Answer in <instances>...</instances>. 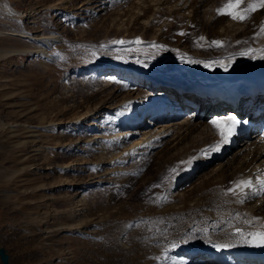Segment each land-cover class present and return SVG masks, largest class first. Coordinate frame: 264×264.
Here are the masks:
<instances>
[{
    "label": "rangeland",
    "instance_id": "374dc122",
    "mask_svg": "<svg viewBox=\"0 0 264 264\" xmlns=\"http://www.w3.org/2000/svg\"><path fill=\"white\" fill-rule=\"evenodd\" d=\"M158 1L104 0L96 8L85 0H0L1 29L16 27L36 36L57 35L51 53L64 46V53L54 54L49 65L32 53L17 51L0 56V245L7 249L10 264H200V256L206 255L208 248H215L216 241L229 245L222 248L232 247L227 237L235 232L236 213L254 208L257 214L253 223L263 222L264 198L257 199L256 193L246 188L239 190L235 180L232 185L215 177L212 168L219 159L214 153H221L212 148L221 141L215 126L216 142L208 143L202 157L210 165L197 167L190 158L197 146L186 158L157 164V149L172 137L163 132L159 134L162 142L155 141L152 148L144 143L131 156L120 150L115 142L119 130L116 111L103 109V115L94 116L89 125L83 121L87 106L108 95L103 85L106 81H113L109 91L120 89L125 94L134 69L155 73L171 60L214 56L227 52V46L237 45L238 49L249 45L254 35L264 34L260 32L264 18L256 22L257 10L244 21L218 15L217 9L229 0H214L213 4L211 0ZM253 2L241 0L240 10ZM198 3L201 8L194 15ZM220 20L223 25L235 22L241 27L232 26L225 32L218 24ZM213 41H220L221 46ZM25 42V38H0L4 46L18 48ZM113 61L117 65L109 67L114 71H104V64ZM211 108L206 116L210 122L228 115ZM189 116V111L183 110L178 118L180 121ZM258 120L250 138L236 139L235 145L225 148L224 154L230 153L228 159L239 160L250 142L255 146L264 142V117ZM162 121L153 129L160 130ZM240 148L243 151L238 154ZM100 153L103 163L91 166ZM108 155H114L116 161ZM263 157L255 163L261 165ZM57 165L60 169L54 168ZM59 176L72 182L58 186ZM211 188L215 190L207 201L213 207L202 214L194 210L192 216L182 210L167 214L176 202ZM76 191L78 211L89 218L71 225L69 212ZM226 194L239 198L238 202L228 199L236 205L234 212L216 205L217 199ZM130 203L135 204L133 209H127ZM113 206L116 208L110 209ZM210 210L215 216L206 213ZM121 232L132 237L128 243L132 252L119 245ZM121 250L125 252L123 259ZM192 250L198 257L189 256Z\"/></svg>",
    "mask_w": 264,
    "mask_h": 264
},
{
    "label": "bare ground",
    "instance_id": "6f19581e",
    "mask_svg": "<svg viewBox=\"0 0 264 264\" xmlns=\"http://www.w3.org/2000/svg\"><path fill=\"white\" fill-rule=\"evenodd\" d=\"M164 1L165 0H159L157 3L162 4ZM102 2H104V0H85L84 3L90 5L94 4L97 8ZM211 3L213 4L214 0H211ZM199 6L200 5L198 3V5L194 7L196 10L194 11V15L197 14L198 9L201 8V6ZM14 13L17 16L20 15V12L17 10H14ZM262 18H264V8H259L255 14L256 22ZM218 24L223 25V20H220ZM235 24L236 23L234 22V24L223 25V30L227 32L230 28L234 27L235 29H238L241 27V25ZM15 28L16 27L12 29H5V27L3 29L0 28V38L9 36L10 38H18L22 40L25 38L26 42L28 41L29 44H26L25 42L24 45L18 48L15 47L16 45L4 46L2 44L0 45V56L17 51L28 54L32 53L42 57L43 64L49 65L48 61L51 60V57H54V54L60 56L64 53V46L61 45L56 47L52 53L50 51V49H52L57 42L59 36H36L29 30H17ZM247 33H249V31L245 32L243 35H246ZM254 36V40L249 45H241L242 47L239 46L240 48L238 49L237 45H226V48H229L227 52H218L217 55L209 57L204 56L205 58L203 56L195 55L192 59L179 58L176 61L171 60L162 64L160 68L155 71V73L146 70L140 72L134 69L130 73L129 79L127 80L129 89L124 91L125 94H123L120 89L109 91L113 81L110 82L109 80L110 83L106 81V84L103 85L104 91H106L108 95H106L105 99L95 103L93 106H87V111L83 117V121L89 125L90 122L93 121L94 116L97 114L103 115L105 111H103V109H106L107 112L116 111L115 113H117V124L119 126V130L117 129L118 134L115 138V142L119 147L121 146V148H119L120 150H124L126 153L128 152L127 154H130L131 156V154L135 153V151L138 150L140 148L139 146L142 144L143 147L146 144L147 147L152 148L156 145L154 143L155 141L160 143L162 142L159 134L163 132L164 135L170 134L169 136L172 137L170 140L165 139L168 140V144L167 142L165 144L163 142L165 146L162 147V149H157L156 156L158 158V165L165 164L167 161L172 159L186 158L197 146V151H194L196 152L194 153L195 155L190 157L192 158L191 162H193V165H195L194 162H196L197 167H206L209 164V161L204 160V158L202 159V157L205 156L204 154L205 150L208 149V143L212 142L213 144V140L215 139L216 142L217 139L214 134L215 129L213 124L208 121L209 118H206L209 113L207 110L213 107L216 110L215 113L218 111H220L219 114L222 112V114L227 113L228 115L218 116L216 119L224 121L225 123L228 122V117L235 116L239 121H241V123L237 125L235 132L232 135L233 138L225 140L221 136V141L219 143H215L212 147L213 149L218 148V151L221 152L218 155L215 151L214 154L219 161L216 164L217 166L213 167L212 170L215 171V177L221 178L223 183L229 181L232 184V181L235 180L233 183L235 184V182H237V184L240 185L241 182H249L248 187H238L239 190H243L244 188L249 189V191L256 193L254 195L257 196V199H262L264 198V160L261 165H257L255 160L260 159L264 155V142L261 141L262 144H258V146H255L253 142H250V149L248 148L249 150H245V147L244 150L246 152L244 156L240 157L237 161L228 159L230 153L224 154L226 147L237 143L236 139L239 141L240 139L244 140L245 138H250L251 132H254L258 126V119L264 117V59L259 58L261 56V52L259 50L264 49V34ZM248 49H253L255 51L244 55L243 53H246ZM196 64L198 67L194 66ZM104 65V71H107V69H109V71H114V67L117 65V62H108ZM112 65L114 66L113 68L109 67ZM225 66L227 67V70H225ZM116 68L120 70L122 67L118 65ZM125 69L126 68H123L122 71H125ZM109 71L106 73H109ZM191 78L201 81L206 89L195 94L180 88V91L176 89L181 87L178 83H182L184 80L188 81ZM220 88H224L234 102H231V100L228 102L225 101V97H222L223 99L220 100ZM183 110L189 111L190 116L189 118L179 121L178 117ZM210 110H212V108ZM90 111H93L91 115L88 114ZM201 111L203 114L202 117L199 116ZM107 112L105 113L107 114ZM246 112H248V114H245ZM88 115L90 116V119H86ZM161 120H164L161 123L162 125H160V127L162 126V129L160 128V130H157L158 128H155L156 130H154L153 127L155 125L157 126V123L161 122ZM246 132L248 134H246ZM136 134H142V137L136 138ZM120 150L115 155L119 154ZM242 151V148H240L236 152L240 154ZM113 157L114 155H108L107 158H110V160L112 159V161H116V159L113 160ZM118 159L122 160L123 158ZM94 160L95 162L91 164L93 167L99 166L101 162L103 163V153L97 155ZM54 168L60 169V166L57 165ZM56 182L59 183L58 186H66L72 181L68 178L59 176ZM214 190L215 188H211L199 195H193L176 202L173 209H170L167 214L170 215L174 212V210H180V212L182 210L186 214L190 212L192 213L194 210L195 212L197 211V213L200 211L199 214H202L207 208L213 207L207 199L210 198L209 196L211 195V191L213 192ZM231 190L233 191V189ZM234 190L236 189L234 188ZM220 191H222V189H220ZM76 194H78L77 191ZM78 196L79 194L75 196L76 198L74 204L69 212V215L72 218L70 223L71 225L82 224L83 221L88 220L89 218L88 214L78 211L77 206L78 201H80ZM228 199L238 202L237 200L239 198L237 196V200H235L230 194H226L225 197L222 195L221 198L217 199L216 205L218 208L222 209L225 207L226 210L230 209L234 212L236 205L229 202ZM129 205L130 207H127V209H133L135 206V204L132 203ZM114 207L116 208V206H113L110 209H113ZM248 212H250V215H248ZM251 212H253V214H251ZM191 213L189 214L190 216H192ZM206 213L210 214L212 217L215 216V212L212 210L207 211ZM255 213L257 214L254 208L251 211L248 208L241 214L236 213V217L234 215V219H237L235 220L237 223L233 224L231 221L232 224L236 226V228L233 227L235 232L233 231V234L231 235L228 234L227 237V242L228 244L230 242L232 247L220 248L219 250L215 248H208L207 254L200 256V260H202L200 261V264H264V246H254L251 242H245L246 240L252 241V237L249 236V233H264V220L260 225L258 222L261 220L258 221L255 217L256 219H254L257 221L258 225L253 223V216H255ZM189 221H186L187 224ZM229 228V233H231L230 231L232 230ZM237 229L240 230V233H237ZM225 230L223 231L225 232ZM79 232L84 233V235L87 234V231ZM224 235L227 236V234ZM218 236L220 237V235ZM215 237L216 235L214 238ZM130 239L129 233H120L119 245L123 248V250H132L128 244ZM222 240L224 241V238ZM218 243L216 241L215 244ZM123 250H121L123 253L121 254V258L125 254ZM126 252L129 253L127 250ZM127 253L126 255H128ZM197 254L198 253H194L192 250L189 256L195 257ZM126 259L127 258H125V260Z\"/></svg>",
    "mask_w": 264,
    "mask_h": 264
},
{
    "label": "snow or ice",
    "instance_id": "6c2138e0",
    "mask_svg": "<svg viewBox=\"0 0 264 264\" xmlns=\"http://www.w3.org/2000/svg\"><path fill=\"white\" fill-rule=\"evenodd\" d=\"M240 3L241 0H229L227 4L224 5V7L217 9V14L218 15H228L230 16L233 20H238V21H244L249 18L250 14L254 11H256L259 8H264V0H255V2L251 3L248 5L247 8L240 10ZM260 32L264 33V24L260 26ZM183 34V33H181ZM203 39V37H201ZM117 43H123V41H117ZM139 43V41H137ZM216 46H221L220 41H213L212 42ZM163 47V46H160ZM255 50L253 49H248L246 53H243L244 55H247ZM261 52V56L259 57L260 59H264V49L259 50ZM256 58V57H253ZM207 66V65H206ZM225 70H227V67L225 66ZM227 123L224 121L220 120H213L211 123L213 126H215L219 131L220 135L227 140L231 135L234 134L235 129L238 124L241 123L235 116H230L227 118ZM246 123V122H245ZM239 187H248L249 182H241ZM237 233H240V230H236ZM249 236L252 237V241L246 240V243H253L254 246H264V233H249ZM175 246V245H174ZM217 250H219L222 247H228L229 245H213Z\"/></svg>",
    "mask_w": 264,
    "mask_h": 264
},
{
    "label": "water",
    "instance_id": "95a60500",
    "mask_svg": "<svg viewBox=\"0 0 264 264\" xmlns=\"http://www.w3.org/2000/svg\"><path fill=\"white\" fill-rule=\"evenodd\" d=\"M0 262L2 264H9V253L3 245H0Z\"/></svg>",
    "mask_w": 264,
    "mask_h": 264
}]
</instances>
